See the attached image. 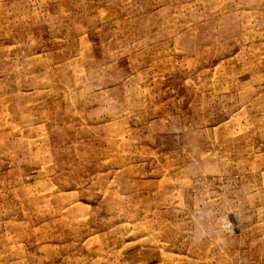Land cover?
Returning a JSON list of instances; mask_svg holds the SVG:
<instances>
[{
    "label": "rangeland",
    "instance_id": "1",
    "mask_svg": "<svg viewBox=\"0 0 264 264\" xmlns=\"http://www.w3.org/2000/svg\"><path fill=\"white\" fill-rule=\"evenodd\" d=\"M0 264H264V0H0Z\"/></svg>",
    "mask_w": 264,
    "mask_h": 264
}]
</instances>
